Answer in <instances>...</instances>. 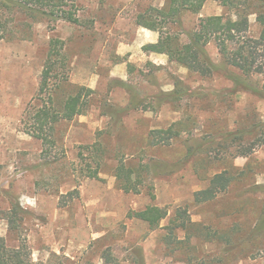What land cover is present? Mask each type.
Returning <instances> with one entry per match:
<instances>
[{
  "label": "rangeland",
  "instance_id": "374dc122",
  "mask_svg": "<svg viewBox=\"0 0 264 264\" xmlns=\"http://www.w3.org/2000/svg\"><path fill=\"white\" fill-rule=\"evenodd\" d=\"M164 5L0 0V236L11 247L24 239L33 264H264V98L234 89L230 75L241 74L213 43L206 49L220 68L209 77L145 47L159 38L139 24L148 14L180 42L200 17L229 15L207 0L177 24L153 11ZM62 11L79 22L56 17ZM258 32L251 15L250 34ZM51 37L64 43L57 64L67 73L56 105L85 91L83 113L56 125L48 156L21 117L38 91ZM247 80L260 89L264 82ZM170 125L172 139L154 145L151 130ZM120 162L139 193L116 184ZM94 169L97 178L89 177ZM223 170L242 173L212 201L193 203V193ZM14 203L22 209L18 230L5 219ZM148 206L169 216L186 208L194 223L168 238V219L151 230L128 217Z\"/></svg>",
  "mask_w": 264,
  "mask_h": 264
},
{
  "label": "trees",
  "instance_id": "16d2710c",
  "mask_svg": "<svg viewBox=\"0 0 264 264\" xmlns=\"http://www.w3.org/2000/svg\"><path fill=\"white\" fill-rule=\"evenodd\" d=\"M207 0H165L162 9H154L160 18H167L177 24H181L180 16L184 11L193 13L200 12ZM229 12L228 16L214 15L200 17L192 32H185L187 41L180 42L177 35L164 32L158 25L157 19L151 14L142 17L139 24L152 31L159 32L157 42L150 43L145 47L150 48L154 53L167 55L175 61L201 77H209L219 70L217 65L208 55L207 45L213 43L218 54L229 67L237 69L241 76L230 75L235 90H247L264 98V82L261 89L253 86L247 80L252 76H260L264 81V0H216ZM29 10V9H28ZM23 7V11H27ZM29 13V12H28ZM46 15L45 11L40 12ZM255 15V22L259 27L257 35L250 34V16ZM56 17L77 24L79 19L70 11H62ZM1 38V37H0ZM64 43L62 40L51 37L47 57L43 65L41 81L36 96L28 103L21 117V124L24 132L31 137L38 139L42 144V152L49 156V148L53 146V134L55 127L61 121H70L76 115L83 113L84 102L82 91L69 95L65 100L56 105L54 95L56 90L67 82V73L64 65L57 64V59L65 57ZM64 62V61H63ZM92 92L86 89V94ZM172 96L173 93H169ZM154 145L165 144L174 136L173 126L164 129H154L150 132ZM254 150V146L242 150L240 156H248ZM131 170L125 167L123 162L116 165V184L124 192L133 191L139 193L140 186L137 185L129 174ZM232 174L228 170L214 173L209 179L205 188L196 190L193 193V203L201 204L212 201L220 193L225 192L232 183L241 175ZM91 178L98 177V171L92 170ZM153 197V196H152ZM22 211L18 203H14L5 214V219L10 229L18 230L19 215ZM128 217H133L145 222L151 230L158 228L161 222L168 219L166 225L167 237L172 238L174 231L186 229L192 225L189 212L186 208L178 207L174 210L173 216H169L166 208L153 206L141 210L128 212ZM110 259V254H105ZM0 264H33L28 245L24 239H19L16 246H8L5 239L0 236Z\"/></svg>",
  "mask_w": 264,
  "mask_h": 264
}]
</instances>
